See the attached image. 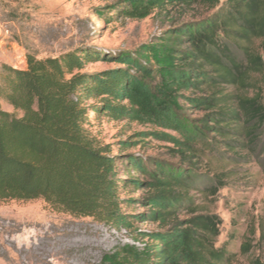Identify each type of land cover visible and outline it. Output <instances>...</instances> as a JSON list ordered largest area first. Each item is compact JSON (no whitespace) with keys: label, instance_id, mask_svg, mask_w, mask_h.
Here are the masks:
<instances>
[{"label":"trees","instance_id":"1","mask_svg":"<svg viewBox=\"0 0 264 264\" xmlns=\"http://www.w3.org/2000/svg\"><path fill=\"white\" fill-rule=\"evenodd\" d=\"M103 1L94 11L104 22L140 20L196 1L219 4ZM256 39L264 40V0H225L212 15L171 25L134 52L106 55L82 43L56 56L28 50L21 69L1 64L0 100L13 111L0 105V202L41 199L56 212L118 229L155 224L137 232L140 245L121 248L122 264H228L225 246H215L219 219L191 208V173L210 138L228 145L233 138H257L264 123L261 94H242L257 87L254 75L264 76V50L251 45ZM99 60L116 66L85 69ZM102 120L125 126L115 152L95 130ZM132 123L150 129L130 133ZM146 139L170 143L169 151L188 168L130 152ZM129 188L144 194L122 197ZM137 204L146 210L124 209Z\"/></svg>","mask_w":264,"mask_h":264},{"label":"rangeland","instance_id":"2","mask_svg":"<svg viewBox=\"0 0 264 264\" xmlns=\"http://www.w3.org/2000/svg\"><path fill=\"white\" fill-rule=\"evenodd\" d=\"M115 1L108 0L107 4ZM224 1L219 0L214 8L196 1L191 6L154 10L140 20L104 22L94 11L106 4L103 0H0V66L8 64L21 69L26 66L28 50L37 57L56 56L82 43L93 45L106 55L134 52L155 43L171 25L212 15ZM251 45L254 51L264 50V40L256 39ZM115 66L99 60L87 64L85 69L99 71ZM253 80L257 87L242 94L253 96L258 91L264 104V76L256 74ZM0 105L13 111L4 100H0ZM198 115L199 112L190 113L192 117ZM129 127L130 133L150 129L135 123ZM124 129L121 122L105 120L95 126L112 144L113 152L117 140L126 137L120 136ZM256 136L251 141L233 138L229 145L225 138H210L211 147H207L191 173V208L219 219L215 246H225L230 254L228 264H264V123ZM170 147V143L146 139L130 152L143 159L158 158L170 167L188 168L169 151ZM124 168L125 165L120 166V178L124 177ZM143 194V190L129 188L122 197L136 199ZM191 208L183 209L180 216H187ZM124 209L136 214L146 207L137 204ZM155 228L149 222L134 223L129 229L112 228L89 217L56 212L41 199L2 201L0 264H122L121 248L126 244L140 245L137 232Z\"/></svg>","mask_w":264,"mask_h":264}]
</instances>
